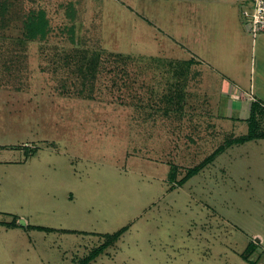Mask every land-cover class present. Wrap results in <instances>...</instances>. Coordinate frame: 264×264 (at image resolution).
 Wrapping results in <instances>:
<instances>
[{"label": "rangeland", "instance_id": "obj_1", "mask_svg": "<svg viewBox=\"0 0 264 264\" xmlns=\"http://www.w3.org/2000/svg\"><path fill=\"white\" fill-rule=\"evenodd\" d=\"M5 1L0 264H75L102 244L88 264H264V137L226 144L248 122L219 116L208 72L188 81L160 0Z\"/></svg>", "mask_w": 264, "mask_h": 264}, {"label": "crops", "instance_id": "obj_2", "mask_svg": "<svg viewBox=\"0 0 264 264\" xmlns=\"http://www.w3.org/2000/svg\"><path fill=\"white\" fill-rule=\"evenodd\" d=\"M175 1V8L173 0H160L162 4L153 8L158 16H169L171 24L166 25L170 33L169 28L157 26L158 33L174 42L180 60L197 66L187 74L189 82L199 83L202 79L197 76L204 71L216 79L219 97H225L219 104L227 107L224 113L217 110L219 116L234 117L236 112L239 119L247 121L253 101L264 106V32L253 37L242 14L251 0ZM247 107L248 115H241Z\"/></svg>", "mask_w": 264, "mask_h": 264}, {"label": "trees", "instance_id": "obj_3", "mask_svg": "<svg viewBox=\"0 0 264 264\" xmlns=\"http://www.w3.org/2000/svg\"><path fill=\"white\" fill-rule=\"evenodd\" d=\"M6 1H1L0 2V26L3 25V21L5 19V12H6ZM43 19L42 17H38V19H34L31 17V19L27 22V27L30 30L31 33H38L40 27L39 25H41V27L43 28V23L42 22ZM259 111H264V106L260 105L258 102H252L250 105V113L249 116L247 118L248 121V131L246 133L240 134L238 136L235 137H231L227 139L226 144L227 145H231L232 143H236V142H243L249 139H254L257 137H264V131L263 130H258L257 127V122H256V118H255V113H257ZM226 146L225 145H219L217 148H215L210 154H208L203 160H201L199 163L188 167L186 170V173L184 174V176L182 178H180L178 180V183H183L184 181H186L190 176L194 175L196 172L199 171V169H201L204 165H206L207 163H209L211 160H213V158L217 155V153H219L222 149H224ZM171 176L173 177L174 174L172 173ZM13 223H15V221H11L8 222V225H12ZM36 227H38L39 229H49L46 226H42V225H36ZM125 227L121 228V230H117L116 232L112 233L111 235L108 236V241L111 242L113 241L120 233L122 230H124ZM68 231V230H66ZM72 231V230H71ZM104 248L103 244L100 245L97 249L91 251V254L85 258H83L81 261H78L75 264H88V262L98 254V252ZM256 248V243L254 240H250V242L246 245V249L245 251L241 252V256L246 259L247 261H250L249 259V254Z\"/></svg>", "mask_w": 264, "mask_h": 264}, {"label": "built area", "instance_id": "obj_4", "mask_svg": "<svg viewBox=\"0 0 264 264\" xmlns=\"http://www.w3.org/2000/svg\"><path fill=\"white\" fill-rule=\"evenodd\" d=\"M242 14L253 37L264 32V0H251L250 6L242 9Z\"/></svg>", "mask_w": 264, "mask_h": 264}]
</instances>
